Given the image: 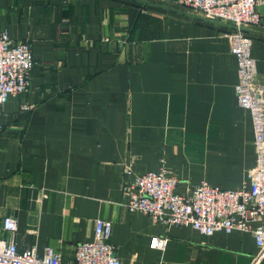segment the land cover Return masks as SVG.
<instances>
[{
	"label": "crops",
	"instance_id": "crops-1",
	"mask_svg": "<svg viewBox=\"0 0 264 264\" xmlns=\"http://www.w3.org/2000/svg\"><path fill=\"white\" fill-rule=\"evenodd\" d=\"M260 11L248 32L264 83V0ZM1 29L30 43L34 66L0 116V238L12 215L19 250L49 246L73 264L102 218L119 264L252 263L250 233L164 227L128 211L122 190L124 179L162 165L179 193L202 181L248 187L253 130L235 99L229 25L177 0H0ZM153 235L167 238L164 248L149 246Z\"/></svg>",
	"mask_w": 264,
	"mask_h": 264
},
{
	"label": "built area",
	"instance_id": "built-area-1",
	"mask_svg": "<svg viewBox=\"0 0 264 264\" xmlns=\"http://www.w3.org/2000/svg\"><path fill=\"white\" fill-rule=\"evenodd\" d=\"M202 19L227 24L230 52L238 66L235 85L236 103L249 112L253 130L255 161L246 172L248 187L223 189L204 181L191 186L185 193L176 192L178 180L162 165L124 179L125 207L139 211L164 227L189 226L203 235L215 231H239L254 237L258 252L251 264L264 260V83L256 76L255 59L251 56L252 36L248 29L262 24L260 6L263 0H177ZM34 66L28 41H15L5 29L0 30V116L10 96L25 92ZM23 111L29 107L22 105ZM2 124L0 122V132ZM132 175L131 168H123ZM1 228L9 234L0 238V264H61V255L45 247L38 255L34 249L19 250L13 240L17 222L12 215L2 218ZM112 222L97 218L93 238L76 244L73 264H119L115 247L108 239ZM165 236L153 235L151 248L162 249Z\"/></svg>",
	"mask_w": 264,
	"mask_h": 264
}]
</instances>
